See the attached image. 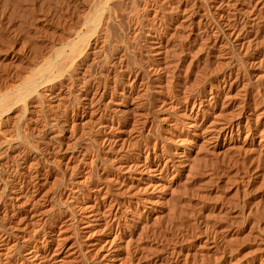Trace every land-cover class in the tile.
Masks as SVG:
<instances>
[{
  "label": "rangeland",
  "instance_id": "374dc122",
  "mask_svg": "<svg viewBox=\"0 0 264 264\" xmlns=\"http://www.w3.org/2000/svg\"><path fill=\"white\" fill-rule=\"evenodd\" d=\"M95 1L0 0V94L18 96L0 101L7 103L0 105L1 258L20 264L33 224L44 245L42 229L56 214L62 236L74 242L69 264H108L106 252L83 237L82 206L116 198L91 241L110 231L125 257L120 264H264V149L244 144V135L194 140L185 125L264 107V76L255 77L264 62H252L264 50V0H104L91 29ZM224 21L246 42L226 43ZM69 40L62 76L24 91L30 64ZM224 76L223 88L238 95L227 104L223 93L209 100ZM192 143L194 150L173 153ZM180 160L188 167L182 174ZM124 162L150 167L145 177L162 168L163 188L142 190L156 177L139 181ZM50 205L54 212L44 215Z\"/></svg>",
  "mask_w": 264,
  "mask_h": 264
},
{
  "label": "bare ground",
  "instance_id": "6f19581e",
  "mask_svg": "<svg viewBox=\"0 0 264 264\" xmlns=\"http://www.w3.org/2000/svg\"><path fill=\"white\" fill-rule=\"evenodd\" d=\"M7 1V0H6ZM46 1V0H45ZM84 1V0H83ZM97 1V0H96ZM95 1V2H96ZM3 2V1H2ZM0 2V3H2ZM13 2V1H12ZM16 2V1H15ZM15 2L13 3L12 6H14ZM55 2V1H54ZM57 2V1H56ZM107 2V1H106ZM105 2V3H106ZM31 3V2H30ZM53 3V1H52ZM86 3V2H85ZM97 3V2H96ZM4 4V3H3ZM17 4V3H16ZM19 4V2H18ZM17 4V5H18ZM43 4V3H42ZM49 4V3H48ZM90 4V3H89ZM227 4V3H226ZM242 5H244V7L249 4L248 1H245V2H242L240 3ZM95 5V3H93V6ZM107 5V3H106ZM221 5L222 3H218V5L216 6V12L219 14L218 16L221 18L223 17V14L221 13ZM4 6V5H3ZM2 6V7H3ZM32 6V5H31ZM224 6V5H223ZM241 6V5H240ZM21 7V6H20ZM23 7V6H22ZM103 7H104V0H99V2L96 4V6L93 7L92 9V13L89 12V14H87V18H86V22L87 24H89L88 27H90V23L88 22H91L93 23L92 25H94L95 23H97L99 20H101L100 18V11L103 12ZM242 7V6H241ZM247 7V6H246ZM12 8V7H11ZM27 8V7H26ZM40 8V7H39ZM46 8V7H45ZM52 8V7H51ZM79 8V7H78ZM2 9V8H1ZM19 9V7H18ZM28 9V8H27ZM34 9V8H32ZM103 9V10H101ZM107 9V8H106ZM240 9V8H239ZM244 9V8H243ZM12 10V9H11ZM45 10V9H44ZM247 10V9H246ZM34 11V10H33ZM223 11V10H222ZM106 12V11H105ZM108 12V11H107ZM111 12V11H110ZM16 14V12H15ZM19 14V13H18ZM21 14V13H20ZM24 14V13H23ZM2 15V14H1ZM11 15V14H10ZM9 15V16H10ZM27 15V14H26ZM89 15V16H88ZM226 16V15H225ZM1 17V16H0ZM17 17V16H16ZM24 17L25 14H24ZM23 17V18H24ZM30 17V16H29ZM33 17V16H31ZM86 17V16H85ZM105 17V16H104ZM109 17V16H108ZM7 18V17H6ZM18 18H21V17H18ZM16 19V18H15ZM26 19V18H25ZM9 20V19H8ZM24 20V19H23ZM27 20V19H26ZM25 20V21H26ZM85 20V19H84ZM107 20V18H106ZM5 21V20H4ZM29 21V19H28ZM103 21V20H102ZM85 22V23H86ZM100 22V21H99ZM7 23V22H6ZM13 23V22H12ZM19 23V22H18ZM25 23V22H22V24ZM21 24V25H22ZM101 24H103L101 22ZM219 24V23H218ZM217 24V26L215 27H219ZM224 26H225V29L224 30H220L221 32V36L223 37L222 39H227L228 41L229 40H234L236 41V43L238 44H243L246 42V38L242 35V33L238 32L237 31V28L234 26V23H230L228 21H224L222 23ZM24 25V24H23ZM99 25V24H97ZM17 27V26H16ZM95 27V29H97V26H93ZM102 27V26H101ZM8 28V27H7ZM15 28V27H14ZM13 28V30H14ZM22 28V27H20ZM25 28V27H24ZM91 28V27H90ZM100 28V27H99ZM105 28V26H104ZM23 29V28H22ZM21 29V31H22ZM92 29V28H91ZM93 28V30H95ZM101 29V28H100ZM103 29V28H102ZM101 29V30H102ZM215 30V28H213ZM220 29V28H219ZM16 30V29H15ZM103 31V30H102ZM1 32V31H0ZM16 32V31H15ZM218 32V30H217ZM74 33V32H73ZM83 33V32H82ZM80 33V39H78L77 37V40H81V34ZM60 34V33H59ZM84 34V33H83ZM219 34V33H218ZM62 35V34H61ZM74 35V34H73ZM75 35H79L78 33L75 34ZM92 35V34H91ZM54 36V35H53ZM67 36V35H66ZM84 39V35H82ZM73 37V36H72ZM2 38V37H1ZM67 38V37H65ZM69 38V37H68ZM248 38V37H247ZM62 39V38H60ZM71 39V38H70ZM86 39V38H85ZM250 39V38H249ZM248 39V40H249ZM74 40V39H73ZM72 40V41H73ZM100 40V39H99ZM226 40V43L228 42ZM58 41V40H57ZM76 42V41H75ZM92 42V41H91ZM95 42V41H94ZM224 42V41H223ZM230 42V41H229ZM248 42V41H247ZM55 43V42H54ZM86 43V42H85ZM231 43V42H230ZM45 44V43H44ZM53 44V43H52ZM51 45V44H50ZM57 45V44H56ZM66 45H71V41H67V44L64 43L62 45V42L60 44H58L56 47L54 46V48L50 49L49 52L47 51V54H45L43 57H40L41 59L43 58L42 61H38L36 60L37 62L39 63H33L34 64V67L33 65L30 64V66L28 68H30V72H29V75L28 73L25 75V78L23 79V81L20 83V85L22 84H27L25 87H24V91H29V90H32L34 87H37L38 85H42V84H49L53 81V79L57 78L58 76H62V67L63 65L65 66L66 64H63L62 63V58H64L63 54L65 52V46ZM224 45V44H223ZM235 45V44H234ZM255 45V44H254ZM259 45V44H258ZM40 46V45H38ZM49 46V45H48ZM85 46V44L83 45ZM51 47V46H50ZM53 47V45H52ZM249 47V46H248ZM251 47V46H250ZM71 48V47H70ZM254 48V47H253ZM75 49H78L75 48ZM41 50V49H40ZM47 50V49H46ZM260 50V49H258ZM36 54V53H35ZM72 55V53H71ZM67 56V55H66ZM232 57V56H231ZM69 59V57H66V59ZM37 59V58H36ZM33 60V59H32ZM65 60V58H64ZM32 62V61H31ZM251 62V61H250ZM252 62L254 63H258L257 65L259 66V63L260 62H264V50L263 51H257V53L253 56V60ZM68 63V62H67ZM262 64V63H261ZM260 64V65H261ZM253 65V63H252ZM255 65V67H258ZM33 67V68H32ZM262 67V66H261ZM264 67V66H263ZM260 69V67H259ZM76 70V69H75ZM248 70V69H247ZM250 75V74H249ZM258 75V76H257ZM257 75L255 77H262L264 76V69L263 70H260L259 73H257ZM222 78V77H221ZM264 78V77H263ZM223 79V78H222ZM227 79V78H226ZM221 80V79H220ZM228 80V79H227ZM255 80H260V78L258 79H255ZM231 81V80H230ZM229 81V82H230ZM225 76H224V79H223V84L224 85H220L217 87H215L214 90L210 91L208 96H210L209 100L211 98H217V96L221 93H223L224 95V98L226 100V104L229 102H232L233 99L235 98L236 95H238V93H233V88L232 89H225L223 88L225 86ZM246 83V82H245ZM230 85V84H229ZM247 85V84H246ZM242 86V85H241ZM212 87V86H211ZM214 87V85H213ZM230 87V86H229ZM228 88V87H227ZM225 89V90H224ZM7 89L6 90H2V92L6 91V92H11L12 90ZM211 90V89H210ZM258 90H260L258 88ZM15 91V90H14ZM13 91V93H14ZM244 91V90H243ZM1 92V93H2ZM6 92L0 94V101H4L5 99L8 98V103L9 101L12 99V96H13V99L15 98L16 94H13L10 95L9 93L7 94ZM16 92V91H15ZM245 92V91H244ZM243 92V93H244ZM6 93V94H5ZM240 93V92H239ZM15 95V96H14ZM241 95V94H240ZM264 96V94H263ZM18 97V96H16ZM219 97V96H218ZM243 97V96H242ZM237 98V97H236ZM4 99V100H3ZM12 99V100H13ZM263 99V98H262ZM11 100V101H12ZM15 100L17 101V99L15 98ZM14 100V102H15ZM201 101H208V99H206L205 97H203L202 99V96L200 98ZM200 101V102H201ZM258 101V100H257ZM264 101V100H262ZM261 101V102H262ZM244 102V101H243ZM260 102V103H261ZM3 105L4 104H7L5 102H0V105ZM210 103V102H209ZM255 103V102H254ZM258 103V104H260ZM201 104V103H200ZM238 104V103H237ZM10 105V104H9ZM210 105V104H209ZM241 105V103H240ZM258 106V105H257ZM255 107V109L253 110V112L251 113L252 116L250 115V113H247L244 114V112H242V108L241 110H239L237 112L234 113V112H229L227 114L224 113V115L218 113V115H212L210 118H207L208 116L204 115L205 118L204 120L202 119L201 122H198V121H190V122H187L185 123V125L187 124L190 128L188 129V133L190 134H194V136L196 138L195 139H198L199 138H202L203 141H207V142H213L218 140V138L220 139V137L223 136V138L225 137H229V136H236V137H242L243 135V142L244 144L245 143H248L249 144V147L252 148V149H257L256 147H259V149H264V107L262 108H258V107ZM264 106V105H263ZM10 107V106H9ZM222 107V106H221ZM237 107V106H236ZM239 107V106H238ZM254 108V107H253ZM8 109V108H7ZM262 109V110H261ZM203 110H206L207 109H203ZM202 110V111H203ZM223 110V109H222ZM205 111V112H206ZM229 111V110H228ZM231 111V110H230ZM202 116V117H204ZM185 119V118H184ZM52 126V125H51ZM53 127V126H52ZM52 131V130H51ZM190 131V132H189ZM192 132V133H191ZM173 134V133H172ZM180 138V137H179ZM187 139V138H185ZM184 139V140H185ZM192 139V138H190ZM201 140V141H202ZM9 141V140H8ZM180 141V140H179ZM188 141V139H187ZM203 141L200 145H198L199 147H201V145L203 144ZM225 141V140H224ZM3 142V141H2ZM184 142V141H183ZM190 142H195L193 140H190ZM206 142V143H207ZM186 143V142H185ZM182 144V145H185ZM188 143V144H189ZM199 143V142H198ZM229 143V142H228ZM197 144V142L195 143ZM216 144V143H215ZM1 145V144H0ZM8 145V144H7ZM6 145V147H7ZM214 145V144H213ZM230 145V144H229ZM227 145L229 148L230 146ZM173 146V145H172ZM193 146H194V143L191 144V146L189 147H185V149H183V151H174L173 153L176 154V152L179 154H182L184 153V150L187 149V151H192L194 150L193 149ZM196 146V145H195ZM234 146V145H233ZM177 147V146H176ZM205 147V146H203ZM226 147V146H225ZM180 148V147H179ZM250 148H247V149H250ZM2 149V148H1ZM5 149V148H4ZM176 149V148H175ZM202 149V148H201ZM7 150V149H6ZM5 150V151H6ZM180 150V149H179ZM2 151V150H1ZM226 151V150H225ZM1 154V153H0ZM179 154V155H180ZM188 155V154H187ZM172 156V155H171ZM177 156V155H176ZM196 156V155H195ZM186 157V156H185ZM193 157V156H192ZM183 158V157H182ZM187 160L188 159V156L186 157ZM203 158V157H202ZM186 161V160H185ZM187 162V161H186ZM165 163V162H164ZM179 163V162H177ZM136 164V165H135ZM123 169H130V167L132 165H134V170H138V175L139 176H134L135 178H137V180L141 181L143 179H148L147 177H156L155 180L151 181L149 179V181L146 183L145 186H141V188H143L142 190H145L147 192H150V193H153V190L155 191L156 187H160L162 184V182H159L161 177H162V174H161V171H162V168H159L158 167V164H156V167L158 168H154L153 171L154 172H151L150 174H147V177L144 176V174L146 173V171H148L150 169V167H144V168H137V163H126L124 162L123 164ZM179 165V164H178ZM187 164L184 163V160H180V169L178 167V171L180 174H182V172L184 171V166H186ZM189 165V164H188ZM176 166V165H175ZM187 167V166H186ZM177 168V167H176ZM188 168V167H187ZM191 168V167H190ZM122 169V171H123ZM198 169V168H197ZM222 169V168H221ZM133 170V171H134ZM158 170V171H157ZM176 170V169H175ZM157 171V172H156ZM168 171V170H167ZM187 171V169H186ZM216 172V171H215ZM155 173V174H153ZM202 173V172H201ZM151 177V178H152ZM166 185V184H165ZM149 186V188H148ZM164 185H162L161 187L163 188ZM184 186V185H183ZM188 186V185H187ZM160 187V188H161ZM140 188V187H139ZM159 188V189H160ZM138 191L141 190V189H137ZM209 191V190H208ZM167 193V192H166ZM183 194V193H182ZM186 194V193H185ZM161 196V195H160ZM159 197V195L157 196ZM161 198V197H160ZM159 198V199H160ZM147 199V198H146ZM191 199V198H190ZM148 200H150V198H148ZM152 200V199H151ZM160 201V200H159ZM61 202V201H60ZM118 202H121V201H118L116 198L115 199H112V200H109L106 204H100V205H94V204H90V203H85L83 206H82V210L84 212V221H83V237L86 238V240H89L90 244L91 245H94L95 248L97 250H101L100 252H102V250L106 253H102V256H106V258L108 257V264H120L122 263V259H123V253L121 252V248L118 246V247H115V244L114 241L116 240V236H114L110 231H108L105 235V238L102 240L101 243H98V242H93L91 241L92 239V236L95 234V233H98L101 231V225H102V220H103V215L104 214H108L110 216L111 212H113V210L115 209L116 205ZM151 203V201H149ZM153 202V201H152ZM158 202V201H157ZM167 202V201H166ZM154 203V202H153ZM59 204V202H58ZM57 204V205H58ZM121 204V203H120ZM56 205V204H54ZM54 205H50V207H47L44 208V210H42V213L44 215H48L50 214L53 209H54ZM199 205V204H198ZM56 207V206H55ZM58 207H61L60 206H57V209H60ZM129 207V206H128ZM117 208V207H116ZM175 208V207H174ZM173 208V209H174ZM56 209V208H55ZM250 210V209H249ZM179 211V210H178ZM54 212V211H53ZM60 212V211H59ZM167 212V210H166ZM185 212V211H184ZM214 212V211H213ZM62 213V212H61ZM189 213V212H188ZM204 213V212H203ZM54 214V213H52ZM51 214V215H52ZM211 214V213H210ZM50 215V217H51ZM137 215V214H136ZM212 215V214H211ZM55 216L54 219H52L51 221V224L50 226L46 225L44 226V228L42 229V231L44 232V241H43V244L42 246H39L38 243L36 241H39V239L37 238L39 235V230L41 228H39V226H37V228L35 227V224H33V240L30 242V246L26 249V253H25V256L23 257V259L20 261V264H69L73 257H74V242L72 243H69L71 241V239H67V237H63L62 236V224L61 222V219H60V215L57 216L56 214L53 215ZM158 216V215H157ZM198 216V215H197ZM216 216V215H215ZM49 217V216H48ZM194 217V216H193ZM223 218V217H222ZM183 219V218H182ZM82 220V218H81ZM136 220V219H135ZM220 220V219H219ZM35 223V222H34ZM37 224V223H36ZM54 226H57V229L54 228ZM142 226V225H141ZM187 227V226H186ZM185 227V228H186ZM142 228L139 229V231L141 230ZM216 229V228H215ZM214 229V230H215ZM219 229V228H218ZM190 230H192L190 228ZM194 230V229H193ZM184 233V232H183ZM194 233V232H193ZM116 235V234H115ZM141 235V234H140ZM183 235V234H182ZM118 236V235H117ZM127 236V235H126ZM235 236V235H234ZM131 237V236H130ZM196 237V236H195ZM120 238V237H119ZM231 238V237H230ZM118 239V238H117ZM121 239V238H120ZM129 239V238H128ZM132 239V237H131ZM134 239V238H133ZM206 239V238H205ZM119 240V239H118ZM222 240V239H221ZM120 241V240H119ZM127 242L129 240H126ZM133 241V240H131ZM42 242V241H41ZM126 242V243H127ZM130 242V241H129ZM129 242L126 244L128 245ZM133 243V242H132ZM225 243V242H224ZM3 244V243H2ZM120 244V243H119ZM214 244V243H213ZM226 245V244H225ZM117 246V245H116ZM124 246V245H123ZM147 246V245H146ZM207 246V245H206ZM228 246V245H227ZM234 246V245H233ZM197 247V246H196ZM115 248V249H113ZM118 248H120L121 250H119ZM125 248V247H124ZM137 248V247H136ZM4 247L0 248V264H15V263H8L7 260L1 258V256L4 254ZM6 250V249H5ZM116 251L114 254L112 253V251ZM119 250V251H118ZM162 250V249H161ZM109 251V252H108ZM130 251V250H129ZM131 252V251H130ZM129 252V253H130ZM159 252V251H158ZM182 252V251H181ZM200 252V251H199ZM202 253V252H201ZM131 254V253H130ZM147 254V253H146ZM179 254V252H178ZM183 254V253H182ZM186 254V252L184 253ZM229 254V253H228ZM190 256V255H189ZM225 256V255H224ZM130 257V256H129ZM135 257V256H134ZM117 258V259H115ZM125 258V257H124ZM140 258V257H139ZM162 258V257H161ZM164 258V257H163ZM186 258V257H185ZM129 259V258H128ZM168 259V258H167ZM225 259V258H224ZM116 260V261H115ZM138 261V260H137ZM230 261V260H229ZM229 261H224V264H232L230 263ZM187 262V261H186ZM139 263V262H138ZM145 263V262H144ZM160 263V262H159ZM161 264V263H160ZM214 264V263H213ZM223 264V263H222Z\"/></svg>",
  "mask_w": 264,
  "mask_h": 264
}]
</instances>
